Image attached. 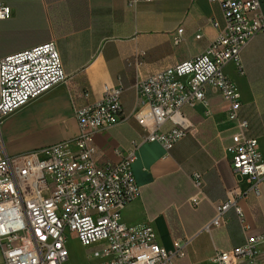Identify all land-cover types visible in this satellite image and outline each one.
<instances>
[{
    "label": "crops",
    "instance_id": "1",
    "mask_svg": "<svg viewBox=\"0 0 264 264\" xmlns=\"http://www.w3.org/2000/svg\"><path fill=\"white\" fill-rule=\"evenodd\" d=\"M259 2L264 15V0ZM0 4L10 8V15L0 19V57L54 41L67 76L2 118L0 133L7 155L71 140L77 133L74 92L85 86L93 101L102 97L105 85H120L119 123L93 135L94 157L102 164L117 162L131 140L139 142L132 162L139 195L125 204L120 220L135 228L149 225L157 242L168 249L176 238H191L186 255L174 264H208L217 248L240 245L248 236L264 237V186L258 195L247 191V183L232 168L224 148L230 142L233 122L215 88H205L206 104L184 107L196 131L169 150L158 142L141 141L146 131L131 114L140 103L133 87L136 80L203 52L216 34L212 22L223 26L218 2L0 0ZM240 63L241 72L233 63L224 70L239 91L238 117L248 123L246 135L257 139L264 158V30L248 40L240 52ZM194 172L202 175L206 195L196 207L189 203L195 191ZM230 189L242 193L237 197L242 217L230 209L224 225L203 231L214 215V203L223 200ZM257 248L264 260L261 238ZM71 258L75 264L72 254ZM0 259L3 264L1 254Z\"/></svg>",
    "mask_w": 264,
    "mask_h": 264
},
{
    "label": "built area",
    "instance_id": "2",
    "mask_svg": "<svg viewBox=\"0 0 264 264\" xmlns=\"http://www.w3.org/2000/svg\"><path fill=\"white\" fill-rule=\"evenodd\" d=\"M211 1L221 6L223 26L212 22L216 34L203 52L136 80L133 87L140 103L131 114L146 131L141 141L158 142L169 150L196 131L184 107L206 104L205 88H215L233 122L224 151L247 183V191L258 195L264 186V158L257 139L246 135L248 123L238 117L240 94L224 68L233 63L241 72L240 52L264 30V15L259 0ZM9 15V6L0 4V19ZM66 77L54 41L0 57V121ZM121 92L120 85H105L102 97L92 101L88 88L79 87L72 95L77 133L71 140L7 155L0 133L3 264H74L71 235L83 248L102 242L93 252L98 260L89 264H174L186 255L191 238H176L168 249L157 242L149 225L135 228L120 220L125 204L139 195L132 171L139 142L131 140L117 162L102 164L94 157V132L120 121ZM191 179L195 191L189 203L196 207L206 195L202 175L194 172ZM241 194L228 190L223 200L214 203V215L202 230L224 225L230 209L241 218L237 202ZM258 238L264 245V237L248 236L240 245L215 249L208 264H264Z\"/></svg>",
    "mask_w": 264,
    "mask_h": 264
},
{
    "label": "rangeland",
    "instance_id": "3",
    "mask_svg": "<svg viewBox=\"0 0 264 264\" xmlns=\"http://www.w3.org/2000/svg\"><path fill=\"white\" fill-rule=\"evenodd\" d=\"M73 239L74 236L71 235L68 242L71 249V254L76 259L77 264H88L95 261L98 258L97 255H94L93 252L95 248H97L98 246L100 247L102 242L95 243L88 248H83L79 246L77 242L74 241ZM0 264H2L1 259H0Z\"/></svg>",
    "mask_w": 264,
    "mask_h": 264
}]
</instances>
